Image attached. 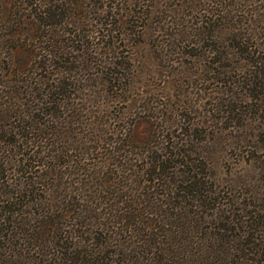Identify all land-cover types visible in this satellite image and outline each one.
Segmentation results:
<instances>
[{"label":"trees","instance_id":"16d2710c","mask_svg":"<svg viewBox=\"0 0 264 264\" xmlns=\"http://www.w3.org/2000/svg\"><path fill=\"white\" fill-rule=\"evenodd\" d=\"M63 1L0 0V264H264V188L225 193L195 159L175 161L172 139L129 150L124 130L78 157L85 131L70 126L86 111L50 67ZM229 34L261 46L246 25Z\"/></svg>","mask_w":264,"mask_h":264},{"label":"rangeland","instance_id":"374dc122","mask_svg":"<svg viewBox=\"0 0 264 264\" xmlns=\"http://www.w3.org/2000/svg\"><path fill=\"white\" fill-rule=\"evenodd\" d=\"M222 1L229 11L221 15ZM255 1L261 8L254 14L244 0L61 2L60 44L51 47L50 67L71 77L72 107L86 111L85 126H70L85 131L78 157H88L86 147L94 144L102 153L114 131H127L129 150L172 139L175 161L195 159L225 193L261 192L264 0ZM117 13L123 19L112 25L119 28L107 34L104 25ZM245 25L260 47L234 44L229 32ZM16 56L26 60L28 50Z\"/></svg>","mask_w":264,"mask_h":264}]
</instances>
